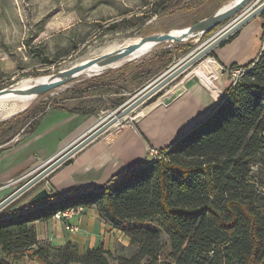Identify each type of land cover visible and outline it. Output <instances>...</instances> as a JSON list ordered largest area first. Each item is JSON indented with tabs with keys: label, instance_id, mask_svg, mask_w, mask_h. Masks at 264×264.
Returning a JSON list of instances; mask_svg holds the SVG:
<instances>
[{
	"label": "trees",
	"instance_id": "trees-1",
	"mask_svg": "<svg viewBox=\"0 0 264 264\" xmlns=\"http://www.w3.org/2000/svg\"><path fill=\"white\" fill-rule=\"evenodd\" d=\"M205 1L178 0L173 6L193 8ZM260 14L259 52L243 64L230 66L240 71L221 101L162 147L160 158L145 160L99 186L50 193L34 202L28 198L21 204L18 198L4 206L0 246L12 260L2 259L0 264H18L13 260L34 246L33 255L46 264H112V259L118 264H264V10ZM92 204L123 231L134 221L161 216L170 239V257H160L161 229L155 227L145 230L130 255L114 254L103 246L82 253L72 242L56 246L38 240L36 219Z\"/></svg>",
	"mask_w": 264,
	"mask_h": 264
},
{
	"label": "rangeland",
	"instance_id": "rangeland-1",
	"mask_svg": "<svg viewBox=\"0 0 264 264\" xmlns=\"http://www.w3.org/2000/svg\"><path fill=\"white\" fill-rule=\"evenodd\" d=\"M177 1L0 0V88L11 86L25 77L49 74L77 62L81 57L97 56L101 54V48L111 43H125L129 39L187 27L213 14L229 0H206L193 8H175L173 5ZM262 1H249L206 35L182 41H162L153 50L141 56L127 58L120 64L95 75H78L72 81L39 95L27 105V110H20L14 115L8 114L7 117L10 115L8 118L0 119V142L10 140L23 127L26 129L34 127L40 114L60 108H64L68 114H76V118L84 119L82 127L85 131L81 134L84 136L112 117L116 110L133 101L150 83L179 66L225 27ZM262 22L261 14L252 18L239 29L240 35L235 43H232L233 46H227L231 38L222 41L202 59L103 131L99 137L109 138L116 131L128 128L143 113L156 106L157 101L168 103L185 88L188 81L196 77V74L185 78L178 86L177 84L194 66L209 56L223 66L224 79L226 83H231L239 70L230 66L234 62H246L255 56L263 31ZM150 158L148 155V161ZM53 159L43 162L21 181L8 187L7 194ZM254 171H257L256 166ZM43 187L50 191L52 189L47 175L19 200L30 198ZM163 223L161 216H156L148 221H134L125 231L115 227L122 241L129 240L125 245L121 243L125 247L123 253L132 254L145 237V230L155 227L161 229L160 257H170V239ZM111 262L118 264L115 259Z\"/></svg>",
	"mask_w": 264,
	"mask_h": 264
},
{
	"label": "crops",
	"instance_id": "crops-1",
	"mask_svg": "<svg viewBox=\"0 0 264 264\" xmlns=\"http://www.w3.org/2000/svg\"><path fill=\"white\" fill-rule=\"evenodd\" d=\"M239 35L228 42L227 46L235 43ZM261 45L262 40L258 43L256 54ZM243 63L245 62H240ZM222 68L216 59L209 57L198 67L192 68L195 69L193 74L196 77L188 81L185 88L168 103L157 101L156 106L143 113L128 128L116 131L109 138L98 135L85 144L47 174L48 183L52 186L50 193H64L81 186L102 185L114 175L148 161L150 146L165 147L173 143L221 101L231 84L226 83ZM37 119L34 127H23L10 140L0 142V200L6 196L8 187L15 184L13 180L53 159L83 137L81 134L85 131L82 127L84 119L76 118L74 113L68 114L64 108L44 112ZM22 202L24 201L20 200ZM78 207L82 209L76 211L71 219L77 225L76 231L67 229L64 219L55 215L47 219H36L34 226L38 240L56 246L72 242L82 253L89 248L103 246L114 254H124L125 247L121 243L125 245L129 240H121L115 227L100 215L97 206L92 204ZM36 248L37 246L28 249L21 258L13 262L46 264L41 257L33 255ZM0 258L12 260L11 256L4 254L1 246Z\"/></svg>",
	"mask_w": 264,
	"mask_h": 264
},
{
	"label": "water",
	"instance_id": "water-1",
	"mask_svg": "<svg viewBox=\"0 0 264 264\" xmlns=\"http://www.w3.org/2000/svg\"><path fill=\"white\" fill-rule=\"evenodd\" d=\"M251 0H239L236 3L232 4L227 8H219L213 14L202 18L201 20L189 25L186 27L183 32L179 34L172 33L171 31L162 32V33H153L146 36L140 37L137 42H131L126 44L123 47L116 48L109 52L101 53L97 56L90 57L86 60L75 62L65 67H61L58 70L49 73L43 79L36 80L32 84L27 87H13L6 86L0 88V93L4 91H14L21 94H32L35 96H39L44 94L56 87H59L63 84H66L73 79H75L82 71L86 68L92 67L94 64L102 65L103 68L96 72L95 74L104 72L110 69L111 64L114 61H117L120 58L125 57L126 55L133 52L135 49L140 47L146 41L150 40L154 43H160L166 40H178L182 41L191 37H200L208 30H211L215 26L225 22L228 20L233 14H235L239 9H241L244 5H246ZM264 10V0L259 3L256 7L250 10L248 13L243 15L238 20L234 21L232 24L225 27L219 34H217L211 41H209L202 48L194 52L189 58L183 61L179 66L168 72L166 75L161 77L159 80L150 83L144 91L141 92L139 96H137L133 101L127 104L125 107L116 110L112 117L105 120L100 125L96 126L89 133L85 134L82 138L77 140L75 143L71 145V147H67L62 153H60L57 157H55L52 161H50L45 167L39 170L36 174H34L29 179L25 180L22 184L8 193L5 197L0 200V210L9 204L11 201L16 199L19 195L25 192L27 189L31 188L38 181L44 178L50 171L72 156L75 152H77L80 148H82L85 144L96 138L103 131L108 129L110 126L115 124L120 118L124 117L131 110L137 107L140 103L144 102L146 99L154 95L157 91H159L162 87H164L167 83H169L172 79H174L177 75L182 73L188 67L192 66L194 63L198 62L205 55H207L214 47L219 45L225 39H228L233 33L238 31L244 24L250 21L252 18L260 14ZM93 74V75H95ZM27 106L21 111L25 110ZM50 194V190L47 187H43L39 189L35 194H33L30 198V202H34L36 200L42 199Z\"/></svg>",
	"mask_w": 264,
	"mask_h": 264
},
{
	"label": "bare ground",
	"instance_id": "bare-ground-1",
	"mask_svg": "<svg viewBox=\"0 0 264 264\" xmlns=\"http://www.w3.org/2000/svg\"><path fill=\"white\" fill-rule=\"evenodd\" d=\"M237 1H239V0H229L222 5V8H227V7L231 6L232 4L236 3ZM185 29H186V27L177 28V29L171 30V32L175 33V34H179L180 32H183V30H185ZM139 39L140 38H133V39H129V40L125 41V43L108 44L107 46L101 48V53L109 52V51L114 50L116 48L123 47L126 44L131 43V42H137ZM156 46H157V43H154L153 41L148 40L144 44H142L140 47L135 49L133 52H131L130 54L126 55L123 58L118 59L117 61H114L111 64V66L118 65L121 62L125 61L127 58H131V57L133 58V57L141 56V55L153 50ZM90 57L91 56H87V57L85 56L84 58L81 57L82 59L80 58V60H78L77 62L86 60ZM101 68H103L102 65L94 64L92 67L86 68L79 75H81V76L93 75L96 72H99V70H101ZM46 75H48V74H40V75H36V76L25 77L22 80L13 83L11 86H13V87H27L30 84H32L33 82H35L36 80L43 79ZM36 98H37V96L29 94V93L21 94V93H17L14 91H4V92L0 93V119L7 117L8 114L14 115L15 113H17L21 109L25 108L29 103L33 102ZM10 115L8 117H10ZM68 210H71V209L59 210L55 215L62 213L64 211H68Z\"/></svg>",
	"mask_w": 264,
	"mask_h": 264
},
{
	"label": "built area",
	"instance_id": "built-area-1",
	"mask_svg": "<svg viewBox=\"0 0 264 264\" xmlns=\"http://www.w3.org/2000/svg\"><path fill=\"white\" fill-rule=\"evenodd\" d=\"M162 154H163L162 147H156V146H150L149 147V155L151 156L150 159H158V158H160L162 156ZM28 174H25L23 176H20L19 178L15 179L13 181L14 182H19L23 178H25ZM81 209L82 208L80 207V208H77V209H72V210L64 211L62 213H59V214L55 215V217L63 218L64 219L65 227L67 229H69L70 231H76L77 230V225L76 224H73L71 222V219L73 218L74 213L76 211L81 210ZM119 231L122 232V230H119ZM1 261H2V259L0 258V263H1Z\"/></svg>",
	"mask_w": 264,
	"mask_h": 264
}]
</instances>
